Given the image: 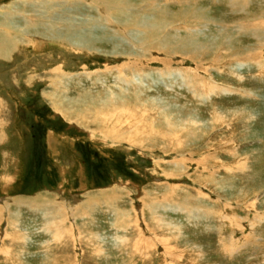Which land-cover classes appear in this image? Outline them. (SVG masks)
Returning a JSON list of instances; mask_svg holds the SVG:
<instances>
[{"label":"rangeland","instance_id":"obj_1","mask_svg":"<svg viewBox=\"0 0 264 264\" xmlns=\"http://www.w3.org/2000/svg\"><path fill=\"white\" fill-rule=\"evenodd\" d=\"M96 2L0 0V264H264V0Z\"/></svg>","mask_w":264,"mask_h":264},{"label":"bare ground","instance_id":"obj_2","mask_svg":"<svg viewBox=\"0 0 264 264\" xmlns=\"http://www.w3.org/2000/svg\"><path fill=\"white\" fill-rule=\"evenodd\" d=\"M97 5L101 8V10H99V12L101 11V14L99 15V17H101V16H103L105 13L106 14H108L110 17H114V15H116L117 13L116 12H114L115 10L118 12V14H119V16H122V14H120V12H119V9H120V5L118 4V2H116L115 3V0H97ZM96 3H95V5H96ZM107 5H109V6H107ZM98 6H97V8H98ZM11 5L8 7V9H7V11L8 12H6V13H4V14H6V16H5V20L7 19V21L9 22L10 21V25H5L4 23L2 24V23H0V58L1 59H8V57H12V55L14 56V54L15 53H17L18 52V48H20V45L22 44V42H21V40L23 39V40H25V39H28V33H30V30H31V28L29 29L28 27H25V28H23V27H21V26H18V25H15V23L13 24V23H11V22H13L14 20H12V18H13V16H14V18H15V16L16 17H18V18H20V19H23L24 21H27V22H29V23H32V21H33V16H30L29 15V17L28 18H26L25 16H23L24 15V13H23V11H22V13L21 12H17L16 10H13V7H12V9H11ZM99 9V8H98ZM36 10V9H35ZM2 12H5V11H3V10H0V14H2V15H4ZM99 12H97V13H99ZM9 13V14H8ZM23 14V15H22ZM26 14V13H25ZM202 14V13H201ZM201 14H199L200 15V17H202L201 16ZM28 16V15H27ZM42 16V15H41ZM46 16H48V15H46ZM55 17V16H54ZM63 17V16H62ZM36 19H34V21L33 22H39V24L40 23H43L44 21H45V19H44V21L42 22V19H40V17H35ZM45 18V17H44ZM46 19H48V18H46ZM140 19H142V18H140ZM12 20V21H11ZM60 20V19H59ZM154 21V20H153ZM22 22V21H21ZM54 23H56L55 25H56V27H61V26H64V25H61V24H59L58 22H55V21H53ZM60 22H61V20H60ZM139 22V21H138ZM149 22V21H148ZM28 23V25H31V24H29ZM47 23H49V20H46V23H44L45 25V27H44V29H46V28H48L47 27ZM53 23V24H54ZM145 23V22H144ZM156 23V22H155ZM154 22L153 23H150V24H148L146 27V29H145V26L144 25H142V31H140L139 33H143V35H145V31L147 30V32H150V34H155L157 31L158 32H160V29L162 28V27H164L165 25H166V22H165V20H163L162 22H159V23H156L155 24ZM34 24V23H33ZM38 24V23H37ZM71 24V23H70ZM99 24H100V22H99ZM140 24H141V22H140ZM143 24V23H142ZM52 25V24H51ZM122 25V28H123V37H125V38H127V39H129V35H131V31L133 30V31H135L134 29H133V27L135 26V23L134 24H132V20H130V21H127V22H124L123 24H121ZM51 27V26H50ZM68 27V26H67ZM139 28V27H138ZM49 29V28H48ZM242 29H244V28H242ZM258 28H255L254 30L253 29H250L249 31L250 32H256V33H258V31H259V29L257 30ZM56 30L57 29H54L53 28V30H51V31H55L56 32ZM256 30V31H255ZM144 31V32H143ZM246 31H248V30H246ZM261 31V30H260ZM64 32V31H63ZM138 32V31H137ZM38 33V32H37ZM47 33V32H46ZM31 34V33H30ZM45 34V33H44ZM255 34V33H254ZM46 35V34H45ZM59 35V34H58ZM142 35V34H141ZM160 35V34H159ZM262 35V34H261ZM256 36H258V35H256ZM20 37V38H19ZM55 39H57L60 43H62V44H70V45H78V46H82V47H87L88 45L87 44H89V42H90V40H87L86 38L84 39V37L83 38H81V39H72V37H70V39H67V37H69V36H62V35H60V37L59 36H53ZM136 37V36H135ZM143 37V36H142ZM141 37V38H142ZM255 38V37H254ZM30 39V38H29ZM148 39V38H147ZM221 41H223L226 45H229L227 42H226V39L227 38H224V37H222L221 36ZM219 39V40H220ZM31 40V39H30ZM142 41L141 42H143V43H146V39L145 38H143V39H141ZM151 40V39H150ZM162 40H164L163 38H162ZM260 40V39H259ZM261 41V40H260ZM58 42V43H59ZM220 42V41H219ZM219 42L218 41H214L213 43L211 42V43H209L208 44V47H210V49L211 50H213L216 46H217V44H219ZM261 43V42H260ZM166 44V43H165ZM165 44H162V46L163 45H165ZM146 45V44H145ZM206 45V44H205ZM264 46V45H263ZM213 48V49H212ZM41 49V48H40ZM201 50V49H207V47L206 46H197L196 48H195V45H192L191 47H189V48H187L186 49V51H185V53L184 54H189V55H194V54H197V51L198 50ZM247 50V49H246ZM224 51V50H223ZM235 51V50H234ZM239 51V50H238ZM230 53V52H229ZM233 53V52H232ZM231 53V54H232ZM237 54V53H236ZM132 66H134V65H132ZM132 66L129 64V65H127V66H124V67H122V69H123V71H124V73H125V75H123V72H121V67H120V69H118L119 71H117L118 73L116 74V79L117 80H122L124 83H135L136 84V86L139 88V85H141V86H143L142 85V83H143V81H144V79H146L147 78V76L144 74V75H142V76H134L135 74H134V71L136 70V69H139V68H135L134 70H132L131 71V68H132ZM140 68H144V67H140ZM237 68V67H236ZM238 69V68H237ZM126 71H128V72H126ZM167 71H169V70H167ZM166 71V72H167ZM132 73L131 74V76L129 75V76H127V74L128 73ZM165 72V71H164ZM173 73V72H172ZM172 73H171V76H173L172 75ZM180 73H182V72H180ZM184 73V72H183ZM187 73V72H186ZM192 73V71H190V74ZM134 74V75H133ZM143 74V73H142ZM133 75V76H132ZM162 75V74H161ZM182 75H184V74H181V76ZM165 76V75H164ZM178 76H180L179 74H178ZM187 77H189V74L187 73V75H186ZM115 77V76H114ZM149 77V76H148ZM165 77H169V74L167 75V76H165ZM192 81V84L194 83L193 81H194V77L193 76H191V78H189V81ZM190 81V82H191ZM192 88V87H191ZM194 91L193 92H195V90L196 89H194V88H192ZM114 93V92H113ZM113 93L112 92H110V99L109 100H115L114 98H113ZM103 101H105V100H103ZM119 102V101H118ZM116 104V103H115ZM109 107H110V105H109ZM57 110V109H56ZM61 110V109H60ZM103 110V109H102ZM114 114V113H113ZM164 123L165 124H167L169 121H171V117H169L168 115H165L164 116ZM173 124V123H172ZM178 124H176V126H172V128H170L171 130L170 131H172V132H170V133H173V132H177V129H178V126H177ZM180 125V124H179ZM124 126V125H123ZM180 126H182V125H180ZM163 128V127H162ZM99 129H101V128H99ZM113 129V128H112ZM152 129H153V127H152ZM155 129V128H154ZM148 130V129H147ZM159 132V131H158ZM158 132H155V133H158ZM124 136V135H123ZM167 137V136H166ZM144 138V137H143ZM170 139V138H169ZM166 140H167V138H166ZM181 141V140H180ZM141 143H143V141H141ZM175 146V145H174ZM166 175H168L167 173H165V176ZM166 199V198H165ZM163 206L162 207H167V205H164V204H162ZM165 209V208H164ZM194 209V208H193ZM195 210V209H194ZM194 210H192V211H194ZM153 215V214H152ZM188 216V215H187ZM159 221V220H158ZM54 223H49V225L51 226V225H53ZM57 225V224H56ZM56 225H54L55 226V228H56V230L58 229H60L58 226H56ZM176 227V226H175ZM177 229V228H176ZM65 230V229H64ZM58 232V231H57ZM60 232V231H59ZM59 232H58V234L57 233H55L56 235H61V233L59 234ZM59 236H58V240H59ZM57 237V236H56ZM54 239V238H53ZM55 241V240H54ZM72 246V245H71ZM228 247V246H227ZM227 249V248H226ZM229 249V248H228ZM65 261V260H64Z\"/></svg>","mask_w":264,"mask_h":264}]
</instances>
